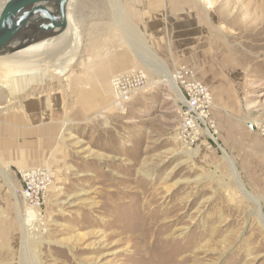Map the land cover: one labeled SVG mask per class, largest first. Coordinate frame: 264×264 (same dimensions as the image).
I'll return each mask as SVG.
<instances>
[{
	"label": "rangeland",
	"instance_id": "rangeland-1",
	"mask_svg": "<svg viewBox=\"0 0 264 264\" xmlns=\"http://www.w3.org/2000/svg\"><path fill=\"white\" fill-rule=\"evenodd\" d=\"M210 2L205 11L193 0H74L82 39L45 57L47 68L72 54L65 75L45 68L20 80L23 88L0 82L8 180L0 174V264H264V0ZM127 36L143 50L132 51ZM112 56L124 61L107 83L143 69L147 84L123 106L108 105L107 84L108 100L89 95L86 106L72 80L92 79V63ZM156 58L171 71L193 66L208 85L212 146L179 141L183 102L155 70ZM39 102L44 110L35 112ZM25 166L50 167L53 177L26 226L18 173Z\"/></svg>",
	"mask_w": 264,
	"mask_h": 264
},
{
	"label": "bare ground",
	"instance_id": "bare-ground-1",
	"mask_svg": "<svg viewBox=\"0 0 264 264\" xmlns=\"http://www.w3.org/2000/svg\"><path fill=\"white\" fill-rule=\"evenodd\" d=\"M6 1L7 0H0V11H1L2 7L4 6V4L6 3ZM73 2H74V0H68L67 7H66V19H68V26H67L66 30L64 32H62V34H60L56 37L47 39L45 41H39L36 43H32V44L28 45L27 47L16 50V51H14L13 49L16 46V44L19 43L17 39L13 40L11 43H8L4 46V48L0 52V79H1L0 82H3L4 86L11 84L12 86L17 87V88L25 87V86H22L20 80L25 79L26 76H28V79H29L30 75H31L29 73L36 75L35 73H37L38 71L42 72L46 68L45 57L56 53V51L54 49L59 48L61 46L62 47L65 46L69 42L68 40H70V39L72 40L71 44L73 46L79 44L80 39H82V38H80V36H79L78 26L75 24V22H74L75 19L73 18V15L71 12V6H72ZM211 3L212 2H210V0H193L194 5L195 4L203 5V8L205 11H206V9H208L210 7ZM206 4L209 6L206 7ZM114 11H115V15L117 16L116 20L122 21V19H124V18H122V14H120V12H119L120 10L118 9L117 5L114 6ZM201 11L202 10L200 9V13H199L200 15L199 16H201L202 19H214L211 16L210 12H208L207 15H205L204 13L201 14ZM125 33H127V32H125ZM127 37L130 39V42H128V43L130 45L129 48H132L131 49L132 51L133 50L135 51V49L137 50V48L141 51L143 50V48H142L143 42L141 43L139 38L136 37V39L134 41V39H132L131 36H127ZM135 45H136V48L134 47ZM119 46H120V44H119ZM11 51H13V52H11ZM114 54L116 55V53H114ZM106 58H107V56H105L103 59H106ZM126 58H127V61L130 62L129 57L127 56ZM53 59H54V60H52L53 62H51L50 65L48 64L49 67H47L45 69V71L47 69L52 68L50 70L51 72H54L57 74H64V72L68 69L69 65L71 64V62L73 60V56H72V54H69L67 51V54H63L62 57H58L56 55ZM110 59H111V63L106 64L108 61L105 64L102 63L100 65V68L97 69V72H96V74H94L92 79H90V77L88 78L87 75L85 76L86 79H89L87 84L90 86H94V91H93L94 96L97 98V100L99 102H106L108 100V94H109L108 93V86H109V88L112 91L110 93H113V95H112L113 97H111V100H110V102H108V105L114 104V103H120V102H117V99H115V95L117 93L114 92V88H113V78L116 75L112 76L111 79H109L110 82L107 83V79H108L107 73L112 72V70H115V68L117 66L119 67L121 62L124 61V59H120L117 56H112V58H110ZM156 62L157 63H154L155 65H153L155 70L159 71V73L162 77V80L168 83V85L170 86V89L172 90L175 97L184 103V99H183V97H182V95H181V93H180V91H179V89L175 83V80L171 74V70L167 66H165L162 62H160L157 58H156ZM115 65H116V67H115ZM133 70H136V69H133ZM6 72H8V73L6 74ZM3 77H6V80H4ZM7 77H9V79ZM28 79H25V82L29 83L30 81H28ZM5 83H7V85ZM75 84H76V82L73 80L72 90L74 89V91L79 92V93H77V95L79 96L80 100L82 102L86 103V106H88L87 103H89V101L91 100V99L87 98L88 91L84 90L83 85L81 87L83 90H81L80 87L76 88L74 86ZM107 84H108V86H107ZM130 96L129 97L127 96L128 99L123 104H125L130 99ZM1 98H2V93L0 92V100H1ZM120 106H123V105H121V103H120ZM222 152H223V156L230 163L234 180L237 182L238 187L241 188V186L243 184H242V181H241L238 173L236 172V169H235V166L233 164L232 159L228 156V154L226 153V151L223 148H222ZM0 174L4 178L5 182H8L6 168L4 166H2L1 164H0ZM243 195L245 197H247L248 199H250L253 203H255V205L259 204V203H257L258 199L256 197H254V195H252L251 193H243ZM27 208H30V207H27ZM30 209L26 210L25 217L23 219H21L22 222L25 224V226L27 225V222L30 221V219L32 217H34V213L37 217L36 211L33 208H30ZM26 241L30 242L32 244H35L38 242L37 240L30 239V238H28V240H26Z\"/></svg>",
	"mask_w": 264,
	"mask_h": 264
},
{
	"label": "built area",
	"instance_id": "built-area-1",
	"mask_svg": "<svg viewBox=\"0 0 264 264\" xmlns=\"http://www.w3.org/2000/svg\"><path fill=\"white\" fill-rule=\"evenodd\" d=\"M171 74L184 99L180 108L178 139L186 146L200 142L212 146L216 142L217 126L212 117L213 96L208 86L197 79L195 69L186 64L177 65ZM148 76L143 69L117 74L113 78L115 99L121 105L137 90L147 84ZM128 96V97H127ZM49 167L21 168L20 194L23 201L39 214L52 184V171Z\"/></svg>",
	"mask_w": 264,
	"mask_h": 264
},
{
	"label": "water",
	"instance_id": "water-1",
	"mask_svg": "<svg viewBox=\"0 0 264 264\" xmlns=\"http://www.w3.org/2000/svg\"><path fill=\"white\" fill-rule=\"evenodd\" d=\"M67 3L68 0H7L0 11V52L16 39L19 43L14 51L62 34L68 26Z\"/></svg>",
	"mask_w": 264,
	"mask_h": 264
},
{
	"label": "crops",
	"instance_id": "crops-1",
	"mask_svg": "<svg viewBox=\"0 0 264 264\" xmlns=\"http://www.w3.org/2000/svg\"><path fill=\"white\" fill-rule=\"evenodd\" d=\"M102 61V60H101ZM104 62H105V60H103ZM92 64H94V66H92L91 68H92V71H95L96 69H99L100 68V65H98V63L96 62V63H92ZM183 64H185V63H183ZM89 65V64H88ZM187 65V64H186ZM91 66V65H90ZM189 66H191V65H189ZM192 68H194L193 66H191ZM195 69V68H194ZM85 70V69H84ZM88 71V70H87ZM197 77V76H196ZM198 79V78H197ZM88 80L89 79H86V77H82V78H76V79H74V81L76 82V84L74 85L76 88H79L80 87V89L81 90H83L81 87H82V85H83V87H85L86 89H88V95H87V97L89 96V95H91V96H93L94 97V86H90V85H88L87 84V82H88ZM201 81V80H200ZM206 84V83H205ZM72 85H73V80H72ZM207 85V84H206ZM208 86V85H207ZM209 88V87H208ZM85 91H87V90H85ZM77 92V91H76ZM77 93H79V92H77ZM81 94V93H80ZM91 99V98H90ZM91 102V101H90ZM93 102H96L97 103V101H95V99H94V101ZM45 106V105H44ZM43 107V105H41V102H39V103H36V108H40V109H36L37 111H35V112H38V111H41V110H44V109H41ZM81 109H82V105H81ZM82 110H84V109H82ZM33 112V111H32ZM35 116H36V114H35ZM23 153L27 156L28 154H27V152H25V151H23ZM31 166H33V165H31ZM31 166H25L26 168L27 167H31Z\"/></svg>",
	"mask_w": 264,
	"mask_h": 264
}]
</instances>
